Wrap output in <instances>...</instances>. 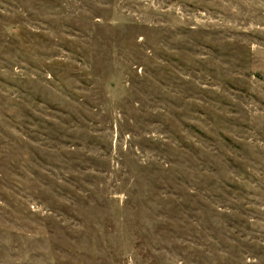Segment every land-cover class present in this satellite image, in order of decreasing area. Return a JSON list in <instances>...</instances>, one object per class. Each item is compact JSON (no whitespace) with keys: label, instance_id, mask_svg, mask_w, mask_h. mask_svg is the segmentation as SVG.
Instances as JSON below:
<instances>
[{"label":"rangeland","instance_id":"obj_1","mask_svg":"<svg viewBox=\"0 0 264 264\" xmlns=\"http://www.w3.org/2000/svg\"><path fill=\"white\" fill-rule=\"evenodd\" d=\"M0 264H264V0H0Z\"/></svg>","mask_w":264,"mask_h":264}]
</instances>
